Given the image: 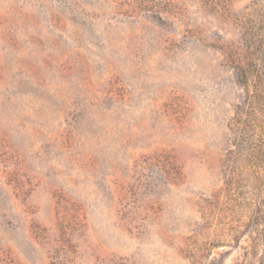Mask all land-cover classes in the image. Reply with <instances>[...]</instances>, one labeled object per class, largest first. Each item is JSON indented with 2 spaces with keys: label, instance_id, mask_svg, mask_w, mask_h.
<instances>
[{
  "label": "rangeland",
  "instance_id": "374dc122",
  "mask_svg": "<svg viewBox=\"0 0 264 264\" xmlns=\"http://www.w3.org/2000/svg\"><path fill=\"white\" fill-rule=\"evenodd\" d=\"M253 1L0 0V264H192Z\"/></svg>",
  "mask_w": 264,
  "mask_h": 264
},
{
  "label": "trees",
  "instance_id": "16d2710c",
  "mask_svg": "<svg viewBox=\"0 0 264 264\" xmlns=\"http://www.w3.org/2000/svg\"><path fill=\"white\" fill-rule=\"evenodd\" d=\"M251 5L264 26V0H254ZM242 44L247 46V67L243 53L232 57L234 62L229 59L246 94L230 121L234 140L227 156L225 193L201 203L205 221L200 231L207 236L203 246L192 248V264H204L201 248L209 250L228 242L242 249L237 264H264V35L251 36ZM228 221L229 231L224 233L221 223L227 225ZM242 238L247 244L240 245Z\"/></svg>",
  "mask_w": 264,
  "mask_h": 264
}]
</instances>
